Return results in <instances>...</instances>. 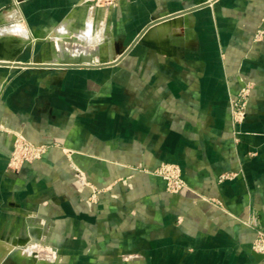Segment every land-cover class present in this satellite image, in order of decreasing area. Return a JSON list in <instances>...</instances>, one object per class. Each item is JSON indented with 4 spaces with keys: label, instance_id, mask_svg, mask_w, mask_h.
Here are the masks:
<instances>
[{
    "label": "crops",
    "instance_id": "0c3cea01",
    "mask_svg": "<svg viewBox=\"0 0 264 264\" xmlns=\"http://www.w3.org/2000/svg\"><path fill=\"white\" fill-rule=\"evenodd\" d=\"M12 8L38 38L0 56V252L29 240L59 264H264L251 249L264 234V0H0V17ZM64 49L84 67L9 65ZM19 136L48 149L12 174ZM166 162L179 194L151 173Z\"/></svg>",
    "mask_w": 264,
    "mask_h": 264
},
{
    "label": "rangeland",
    "instance_id": "374dc122",
    "mask_svg": "<svg viewBox=\"0 0 264 264\" xmlns=\"http://www.w3.org/2000/svg\"><path fill=\"white\" fill-rule=\"evenodd\" d=\"M85 1L90 2L89 0H85ZM117 1L118 0H112L110 2H106L105 0H98V2H97V0H93L90 3H92L94 6H97V7H106L107 8V7L113 6ZM0 22L3 24L0 26V28H1L5 25V23H3L4 21L2 22L1 19H0ZM33 35H37V34H33ZM260 35H261V32H258L256 34V38H259ZM46 37L48 38V36H46ZM35 40L32 42H35ZM32 42L28 43V46H31ZM15 45H16V42L14 43V45L12 47H10V49L14 48ZM3 46H4V44H3ZM5 49L7 50V48H5V46H4V51H6ZM79 49L80 48L76 49V51ZM98 49L101 50V49H103V47H101V45H99ZM11 52L14 54L15 59H16L18 54H20L19 53L20 49H18V50L13 49ZM79 52H82V53L85 52L86 53V51L83 49H80ZM46 53H51V48L46 49ZM61 55H64V53L62 51H61ZM83 57L88 58L86 56H83ZM0 63H5V62H0ZM251 89H252V85L250 83L245 84L240 89L239 92L242 94V97L240 98L241 103L239 104L238 109L245 110ZM239 92H238V94H239ZM243 94H245V96H243ZM240 105H242V106H240ZM239 123H235V124H239ZM22 140H23V142L28 143L29 147H31V146L44 147L43 148L44 149L43 154H41L39 156H35V152H33V151H27L26 152L23 150H18L16 155H12V153L14 152L15 144H17V142L19 143ZM47 149H48V146L45 144H34V143L26 140L25 138H22L20 136L17 137L14 141L10 156H9L8 160L6 161L7 171L9 173H12V174H18L23 166L30 165V164H33L37 161L42 160ZM151 173L154 176L158 177L162 181L163 190L165 193H167L169 195L179 194L186 188V184H185V181H184L183 175H182V170L178 164L167 163V162L162 163ZM232 177H233L232 174H221L218 177V182H222L223 180H227V179H230ZM78 179L81 180L82 184H85L82 176L79 175ZM99 193H100L99 190L93 189V193L90 196V200L92 202H96L98 200ZM253 226L255 227L256 224ZM258 232H261V231H256V235L258 234ZM255 238L253 239V241L255 240ZM11 245H12V250H11V252H9V254L6 255V253H8V251H1L0 252V264H59V260L56 257L55 252H53L52 248L50 246H47L45 242L29 241V240H14V241H12Z\"/></svg>",
    "mask_w": 264,
    "mask_h": 264
},
{
    "label": "bare ground",
    "instance_id": "6f19581e",
    "mask_svg": "<svg viewBox=\"0 0 264 264\" xmlns=\"http://www.w3.org/2000/svg\"><path fill=\"white\" fill-rule=\"evenodd\" d=\"M15 13H16V8H12L9 10L8 13H6L0 17L2 22L4 21L3 23H5V25L0 28V42L5 44L4 45L5 48L8 47L6 44L8 42H12V41L14 43L16 42L15 47L22 48L26 44H28V43L34 41L36 38H38V35H33V34L27 32L26 30L22 29V27H20V25L15 21ZM86 28H87V26H86ZM48 37H50V36H48ZM60 38L66 40L65 37L62 38V36H60ZM81 44L84 45V42H82ZM64 51H65V49L62 51L65 54V55H63L64 59H62V60L61 59H58V60L54 59L52 61V63H49V64H51V65H59V64L65 65V64L77 63L78 54H77V56H74L75 58L74 57L71 58V57H69L71 54H68L66 51L65 52ZM77 53H79V51H77ZM81 60H82V62L84 60L87 61L88 58H85L82 56ZM44 65H47V64H44Z\"/></svg>",
    "mask_w": 264,
    "mask_h": 264
},
{
    "label": "built area",
    "instance_id": "2783aa9c",
    "mask_svg": "<svg viewBox=\"0 0 264 264\" xmlns=\"http://www.w3.org/2000/svg\"><path fill=\"white\" fill-rule=\"evenodd\" d=\"M92 2L93 0H89ZM106 2H110L112 0H105ZM98 2V0H97ZM245 96V94H243ZM242 94L239 92V94L231 101V116H232V122L239 123L244 119L245 116V110H240L239 104L241 103V98ZM242 106V105H240ZM14 152L12 155H16L18 150H23V151H33L35 152V156H39L43 154L44 152V147L41 146H31L29 147V144L26 142L20 141L19 143L15 144L14 146ZM251 249L254 253L264 256V234L262 232H258L256 235L255 240L252 242Z\"/></svg>",
    "mask_w": 264,
    "mask_h": 264
},
{
    "label": "water",
    "instance_id": "95a60500",
    "mask_svg": "<svg viewBox=\"0 0 264 264\" xmlns=\"http://www.w3.org/2000/svg\"><path fill=\"white\" fill-rule=\"evenodd\" d=\"M137 42V41H136ZM4 52V46L3 43H0V56L3 54ZM82 57H78L77 59V63L75 64H59V65H51V64H47V65H25V64H9V65H14V66H25V67H43V68H78V67H84L83 62H82ZM1 64V63H0ZM108 65H112V64H105V65H94L92 67H105Z\"/></svg>",
    "mask_w": 264,
    "mask_h": 264
}]
</instances>
